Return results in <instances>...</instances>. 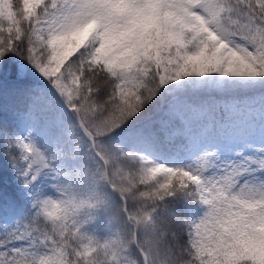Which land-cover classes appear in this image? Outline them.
<instances>
[{"label":"snow or ice","instance_id":"snow-or-ice-1","mask_svg":"<svg viewBox=\"0 0 264 264\" xmlns=\"http://www.w3.org/2000/svg\"><path fill=\"white\" fill-rule=\"evenodd\" d=\"M10 52L47 81L31 119L51 151L31 135L14 141L25 185L45 169L81 176L52 161L87 151L114 186L127 173L162 201H198L199 216L165 212L187 229L181 251L209 257L200 264H264V0H0V60ZM24 75L21 65L11 78ZM153 112L163 139L140 123ZM210 205L216 218L198 222ZM21 249L0 264H18Z\"/></svg>","mask_w":264,"mask_h":264},{"label":"clouds","instance_id":"clouds-1","mask_svg":"<svg viewBox=\"0 0 264 264\" xmlns=\"http://www.w3.org/2000/svg\"><path fill=\"white\" fill-rule=\"evenodd\" d=\"M133 175L138 183L146 182L142 168ZM100 181L111 190L116 187L120 198L132 204L122 219L108 221L104 237L86 227L111 207V197L99 190ZM53 187L55 195H37L34 200L33 234L26 236L28 246L17 252L18 264H200L209 258L192 248L181 251L180 245L173 249L165 244L167 230L156 210L167 202L154 195L155 184L137 191L127 173L114 186L105 171L85 169L81 176L57 180ZM218 211L210 205L198 222L215 219Z\"/></svg>","mask_w":264,"mask_h":264},{"label":"trees","instance_id":"trees-1","mask_svg":"<svg viewBox=\"0 0 264 264\" xmlns=\"http://www.w3.org/2000/svg\"><path fill=\"white\" fill-rule=\"evenodd\" d=\"M21 65L25 68V75L21 79L27 81L26 84H20L11 78L13 69L19 71ZM40 80H44L40 73L15 53L10 52L4 60H0V205L1 207L6 206L7 209L0 211V252L13 247L18 248L19 245L23 248L29 244L28 240L16 239V235L25 225L31 223L34 211L30 210L29 205L26 204L27 189L22 190L11 180V177L14 171L23 164V161L20 160V149L14 143L15 138L23 137V133L28 127L27 123L31 127L30 131L34 130L37 135L41 134L31 119L33 96L36 91L32 84ZM14 92L16 93L13 94ZM65 115L67 116V113ZM159 118L160 114L153 112L150 120H142L140 123L151 125L163 139L164 133L160 131L159 125L156 123ZM4 134L7 135V139ZM9 139L12 141L11 144L8 142ZM13 157L16 158L17 167H13ZM90 159L91 155L85 154L84 157L82 156L74 162L75 165L84 169L95 171L96 168L89 165ZM138 166L137 164L136 167ZM99 190L107 192L111 197V207L86 227L97 236L104 237L108 234V221L115 217L123 218L122 199L103 181L99 182ZM51 194H56L55 189ZM166 202L165 207L160 210L163 227L167 230L165 244L175 249L177 245L186 243L187 229L182 225L170 222L165 209L174 208L182 216L195 217L202 214V207L198 201L186 199L183 193L167 198ZM131 207L132 204L129 202V208ZM133 251L139 256V251L135 246H133Z\"/></svg>","mask_w":264,"mask_h":264}]
</instances>
